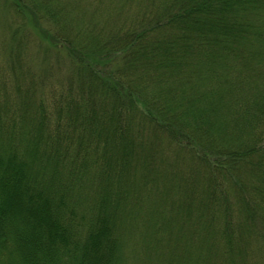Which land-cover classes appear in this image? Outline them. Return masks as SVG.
<instances>
[{"label": "trees", "instance_id": "trees-1", "mask_svg": "<svg viewBox=\"0 0 264 264\" xmlns=\"http://www.w3.org/2000/svg\"><path fill=\"white\" fill-rule=\"evenodd\" d=\"M0 2V264H264V0Z\"/></svg>", "mask_w": 264, "mask_h": 264}, {"label": "rangeland", "instance_id": "rangeland-1", "mask_svg": "<svg viewBox=\"0 0 264 264\" xmlns=\"http://www.w3.org/2000/svg\"><path fill=\"white\" fill-rule=\"evenodd\" d=\"M3 6H4V4L2 5V3L0 2V31H5V27H7V25H8V20H7L8 15H7L5 9L4 10L1 9ZM34 54H35L34 49H32L31 50V56H33ZM2 61H3V57H2V54H0V68H2L4 65V62H2ZM136 250H137L138 254L142 253V250L140 248L139 243L137 245Z\"/></svg>", "mask_w": 264, "mask_h": 264}]
</instances>
